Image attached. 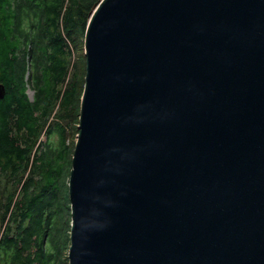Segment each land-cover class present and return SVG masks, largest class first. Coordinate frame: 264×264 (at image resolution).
<instances>
[{"label":"water","instance_id":"95a60500","mask_svg":"<svg viewBox=\"0 0 264 264\" xmlns=\"http://www.w3.org/2000/svg\"><path fill=\"white\" fill-rule=\"evenodd\" d=\"M83 45L68 264H264V0H99Z\"/></svg>","mask_w":264,"mask_h":264},{"label":"trees","instance_id":"16d2710c","mask_svg":"<svg viewBox=\"0 0 264 264\" xmlns=\"http://www.w3.org/2000/svg\"><path fill=\"white\" fill-rule=\"evenodd\" d=\"M98 1L0 0V85L5 90L0 99V177L8 184L3 217L16 221L18 216L12 233L0 224V264H68L71 219L66 248L59 247L56 237L47 239L42 211L52 203L41 206L40 197L51 185L38 182L44 169L52 173L51 164L63 163L62 154L71 168L85 75L84 33ZM42 135L46 140L41 143Z\"/></svg>","mask_w":264,"mask_h":264},{"label":"rangeland","instance_id":"374dc122","mask_svg":"<svg viewBox=\"0 0 264 264\" xmlns=\"http://www.w3.org/2000/svg\"><path fill=\"white\" fill-rule=\"evenodd\" d=\"M83 53H84V49H83ZM79 54H81V52ZM27 79L28 78L26 76L25 81ZM26 88H27L26 94L29 100L32 101L34 93H33L31 84L29 82L26 83ZM55 111L53 114H55ZM51 120L52 119H50L49 122ZM67 130L70 133V137H71V130L69 128H67ZM45 140L46 138L44 135H42V137H40L39 139L41 143L44 142ZM52 140L53 142H56L57 140L56 136H53ZM75 141H76V136H75ZM41 149H43V147ZM62 159H63V163L54 162L53 164H51L50 170L52 171V173H48V169H44L43 178L40 182H38V184L40 186L51 185V188L47 190V192L40 197V199L43 200V204L41 206H47V204L52 203L50 208L46 207L42 211L43 217H44L43 226L45 227L46 225H48V228L45 230H42V232H47V239L48 237L50 238L56 237L59 247L66 248L67 247L66 234L68 233L67 231L68 221L71 219L70 210H69L68 192H67V187H66L67 177L69 174V170H68L69 163L64 154H62ZM33 171H35V168L33 169ZM26 177L28 178V176L25 174L23 176V179ZM34 179L35 180L38 179V176L36 175ZM28 181L32 183L31 180H28ZM7 186L8 184L5 178L0 177V224L2 225V227L10 226L11 233H12L14 227L16 226L15 224L18 220V216H16L17 218L16 221L14 220V217H11L12 219L10 220H8V217H3V204L5 201L4 200L5 198L4 188ZM16 187H19V185ZM30 190L32 192V196L35 195V188L33 190L32 188H30Z\"/></svg>","mask_w":264,"mask_h":264}]
</instances>
